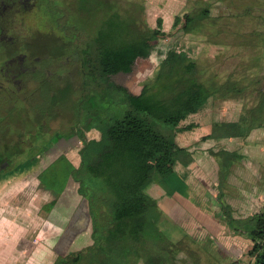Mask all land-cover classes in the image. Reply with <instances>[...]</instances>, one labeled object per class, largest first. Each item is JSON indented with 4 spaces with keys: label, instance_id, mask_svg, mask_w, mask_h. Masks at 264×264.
<instances>
[{
    "label": "rangeland",
    "instance_id": "374dc122",
    "mask_svg": "<svg viewBox=\"0 0 264 264\" xmlns=\"http://www.w3.org/2000/svg\"><path fill=\"white\" fill-rule=\"evenodd\" d=\"M49 1L33 0L30 9L18 7L17 13L0 8L1 17L6 15L0 20V112L23 107L29 113L28 130L23 133L17 132L16 123L7 131L5 122L0 124V162L7 161L9 166L0 173V264H53L57 257L92 243L88 202L79 193L75 171L69 170L68 164L78 167L85 141L101 138L106 113L82 104L80 87H73L68 94L63 88L77 84L73 77L80 68L82 49L93 39L95 30L87 35L90 21L89 28L87 22L81 21L84 26L74 31L77 37H65L69 33L65 22L69 21L66 20L71 0ZM101 1L104 16L116 13L126 20L131 15L140 21V27L145 25L163 33L149 52L134 57L130 72L113 74L110 80L130 93H140L153 82L165 53L174 48L194 58L200 73L205 78L213 77L224 92L231 84L245 87L239 98L217 99L209 104V124L216 119H237L243 107L253 105L256 90L264 84V24L261 26L264 0H194L188 9L181 10L183 1L173 6L168 5L170 0ZM207 3L220 17L219 25L201 20L205 25L185 32L182 28L185 14L198 11ZM14 41L16 48L11 43ZM67 43L72 44L70 50L64 45ZM23 51L39 57L42 69L53 66L51 72L42 73L48 83L35 75L30 77L25 64L19 68L15 64L6 66L9 59ZM57 63L60 67L56 70ZM23 68L27 72H18ZM22 93L27 96L26 108L22 96L19 97ZM96 94L99 96H94L95 100H105V107L112 112L121 109L122 102L115 95L111 101L108 89ZM40 123L42 136L36 133L40 131ZM208 127L203 126L196 133H181L183 145L196 142L209 131ZM65 130L75 136L70 137ZM56 132L62 135L58 141L53 139ZM33 134L44 143L32 142ZM23 138L26 141L21 143ZM216 145L219 146L214 143L202 146L209 152L208 148ZM220 146L247 157L234 162L224 176L213 154L195 153L189 164L186 156L181 155L177 162L180 165H176L169 180L156 176V183L149 188L163 216L177 225L174 230L170 228L172 234L168 232L167 236L177 240L186 234L188 246L180 255L179 264L190 259V264H227L249 259L246 253L251 242L233 235L222 223L217 195L220 192L235 214L248 215L264 209V128L253 129L245 138H228ZM168 189L176 192L169 196L165 193ZM76 218L84 220V233L72 231L74 235L70 233L63 238L62 232L72 228Z\"/></svg>",
    "mask_w": 264,
    "mask_h": 264
},
{
    "label": "trees",
    "instance_id": "16d2710c",
    "mask_svg": "<svg viewBox=\"0 0 264 264\" xmlns=\"http://www.w3.org/2000/svg\"><path fill=\"white\" fill-rule=\"evenodd\" d=\"M102 3L101 0H79L77 11L69 7L66 20L69 21L65 22L69 33L64 35L77 37L74 31L84 26L81 21L87 22L88 28L90 21L87 35L95 30L93 39L82 49L80 68L73 77L77 84L63 88L68 94L73 87H80V102L106 113L101 138L85 141L78 167L68 164L69 170L75 171L79 193L88 202L92 243L57 257L53 264H179L180 255L188 246L186 234H183L185 239L177 240L167 236L171 233L170 228L174 230L177 225L163 216L158 200L149 193V188L155 184L156 176L169 180L176 165H180L177 162L181 155L186 156L189 164L195 153L213 154L219 168L222 166L221 175H228L229 167L247 156L220 144L228 138H245L253 129L264 128V84L256 90L253 105L243 107L237 119H216L209 124V104L217 99L239 98L238 94L245 87L231 84L224 92V87L213 77L205 78L200 73L197 61L188 53L170 48L159 61L150 86L143 87L137 95L132 94L123 85L110 80V76L130 72L134 57L149 52L153 42L163 33L145 25L140 27V21L131 15L126 20L116 13L104 16ZM210 6L207 3L198 11L186 13L182 25L184 31L191 32L195 26L205 25L201 20L208 25L212 21L219 25L220 17ZM67 44L64 45L70 50L72 44ZM104 89L109 90L111 101L114 95L117 96L122 102L121 109L112 112L105 107V100H95L94 96H99L96 93ZM19 97L25 101L26 108V94ZM2 122L6 124L4 131L9 130L8 127L11 130L16 123L19 126L17 132H25L29 125L28 108L0 112V124ZM38 126L40 131L36 133L40 136L43 125ZM203 126H209L206 134L190 145H183L181 133H196L194 131ZM68 133L74 135L72 131ZM53 136L56 141L62 135L56 132ZM36 138L33 134L30 140L35 144L42 141L40 137ZM25 141L23 138L21 143ZM211 143L219 146L205 152L202 145ZM174 192V189H168L166 194L171 196ZM217 200L222 223L233 235L251 242L246 262L233 260L227 264H264V209L248 215L235 214L220 192Z\"/></svg>",
    "mask_w": 264,
    "mask_h": 264
},
{
    "label": "flooded vegetation",
    "instance_id": "af4514ba",
    "mask_svg": "<svg viewBox=\"0 0 264 264\" xmlns=\"http://www.w3.org/2000/svg\"><path fill=\"white\" fill-rule=\"evenodd\" d=\"M46 1L50 2L49 0H46ZM32 5H34L33 0H31V1L30 0H0V6H1L0 8H2L1 10H3V11L4 10H10V11L14 10L15 13H17L19 11L18 7H22L24 9H30ZM69 6L73 7V10L75 9L77 11L79 9V0H71V3H69ZM1 14L2 13L0 12V20L3 19V18L5 19L6 15L1 17ZM7 19H9V17L6 18V20ZM8 37H15V36L8 35ZM11 43H12V46H14V47L17 46V43L15 41L11 42ZM47 58H49V57L47 56ZM52 62H53V64H55L57 61H52ZM13 64H15L18 68L20 66H22L23 64H25L26 68L30 69V71H29V73L31 74L30 77H33L35 75V76H37V78H39L40 80L45 81V82H48V80H44L46 78V76L44 74H42V73H44L45 71L51 72L52 67H53L52 65H47V66L44 67V69H42L40 67V65H39V57H33L27 51H23V52L17 54L15 57H12L11 59H9L8 63L6 64V66H10V65H13ZM54 67H55L56 70L59 69L60 63H57V66H54ZM67 69H68V67H66L65 72H66ZM24 71L27 72V70L24 69V68L22 70L19 69L18 72L24 73ZM56 73H58V72H56ZM62 84H64V81L62 82ZM69 136L73 137V135H71V134ZM8 167L9 166H8V162L7 161L0 162V173H1V171L7 169ZM19 169H24V168H19ZM16 171H17V169H16ZM80 226L81 227L73 225L72 231H74V230L78 231L80 228H83L82 224ZM68 228L69 227H67L66 229H68ZM69 231L72 233L70 228H69ZM64 237L65 236H63V238Z\"/></svg>",
    "mask_w": 264,
    "mask_h": 264
},
{
    "label": "crops",
    "instance_id": "0c3cea01",
    "mask_svg": "<svg viewBox=\"0 0 264 264\" xmlns=\"http://www.w3.org/2000/svg\"><path fill=\"white\" fill-rule=\"evenodd\" d=\"M183 1V4L184 5H182L181 7H180V10L181 9H185V8H187L188 9V7L192 4V2H194V0H170V2H168V5L169 6H173V5H179L178 3H180V2H182ZM190 1H192V2H190ZM199 1H201V0H199ZM187 2H189L190 4L189 5H187L188 3ZM193 4H195V3H193ZM170 8V7H169ZM224 9V7L222 6V4H220V10H223ZM264 23H262L261 24V26L263 25ZM131 93H133V92H131ZM133 94H135V95H137V94H139L138 92L137 93H133ZM156 183V182H155ZM161 187V186H160ZM161 189H162V187H161ZM163 190V189H162ZM165 192V191H164ZM166 193V192H165ZM76 219H78V218H76ZM75 219V221L74 222H72L73 223V225H75V226H78V227H81L80 225L82 224V226H83V228H80L78 231H76V230H74L73 232H75V233H78V234H81V233H84V230H85V224H84V220H82V218L77 222V220ZM89 220H91V217H90V219ZM71 224V223H70ZM91 229H92V225H91ZM92 231V230H91ZM72 232V234L74 235L75 233H73Z\"/></svg>",
    "mask_w": 264,
    "mask_h": 264
},
{
    "label": "water",
    "instance_id": "95a60500",
    "mask_svg": "<svg viewBox=\"0 0 264 264\" xmlns=\"http://www.w3.org/2000/svg\"><path fill=\"white\" fill-rule=\"evenodd\" d=\"M87 216H88V219H90V214L87 213ZM70 230L72 231V228L70 227ZM71 232L69 231V228L66 229L64 232H63V236H68Z\"/></svg>",
    "mask_w": 264,
    "mask_h": 264
}]
</instances>
